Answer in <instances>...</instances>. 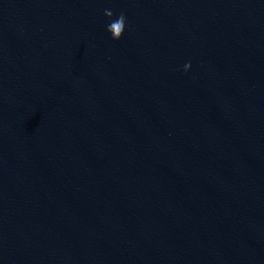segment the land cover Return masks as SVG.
I'll return each mask as SVG.
<instances>
[{
	"label": "water",
	"instance_id": "water-1",
	"mask_svg": "<svg viewBox=\"0 0 264 264\" xmlns=\"http://www.w3.org/2000/svg\"><path fill=\"white\" fill-rule=\"evenodd\" d=\"M0 264H264V0H0Z\"/></svg>",
	"mask_w": 264,
	"mask_h": 264
},
{
	"label": "clouds",
	"instance_id": "clouds-1",
	"mask_svg": "<svg viewBox=\"0 0 264 264\" xmlns=\"http://www.w3.org/2000/svg\"><path fill=\"white\" fill-rule=\"evenodd\" d=\"M104 15L109 19L107 25V32L110 34L112 40L119 41L123 36L126 28V16L121 12L115 19H112L114 13L111 9H105ZM190 65H185L184 71L189 70Z\"/></svg>",
	"mask_w": 264,
	"mask_h": 264
}]
</instances>
